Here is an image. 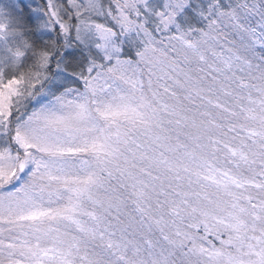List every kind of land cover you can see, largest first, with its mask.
Instances as JSON below:
<instances>
[{
  "label": "snow or ice",
  "instance_id": "1",
  "mask_svg": "<svg viewBox=\"0 0 264 264\" xmlns=\"http://www.w3.org/2000/svg\"><path fill=\"white\" fill-rule=\"evenodd\" d=\"M0 264H264V0H0Z\"/></svg>",
  "mask_w": 264,
  "mask_h": 264
}]
</instances>
